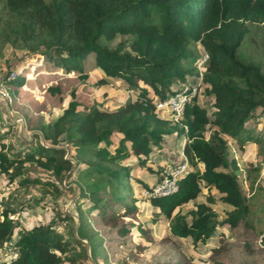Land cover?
<instances>
[{
	"label": "trees",
	"instance_id": "obj_1",
	"mask_svg": "<svg viewBox=\"0 0 264 264\" xmlns=\"http://www.w3.org/2000/svg\"><path fill=\"white\" fill-rule=\"evenodd\" d=\"M4 6L29 16L41 53L56 67L79 71L84 79L98 68L103 76L95 80L97 86L108 87L119 78L130 94L112 107L93 102L79 109L72 91L61 113L40 126V134H32L37 143L20 138L8 144L0 134V174L8 183L22 175L19 184L52 186L56 196L61 189L55 180L34 176L29 165L57 178L76 172L65 187L90 201L87 207L77 205V225L72 213L63 212L19 229L11 217L15 208L6 205L0 213V248L16 228L18 236L12 256L2 264L91 263L101 249L121 262L142 247L154 250L144 257L153 264H195L181 250L182 241L196 249L214 238L219 245L213 254H220L226 246L218 227L225 223L245 227L240 245L249 259L264 254L248 218L247 179L232 148V142L241 149L249 140L260 142L251 135L250 122L264 116V0H4ZM118 35L126 37L112 43ZM197 47L208 55L201 64ZM10 72L1 73L6 85L15 88L25 81L17 69L12 77ZM177 90L191 97L175 121L159 103ZM172 133L185 137L188 170L176 191L143 199L142 189L149 184L134 170L143 166L160 179L163 166L153 167ZM132 180L141 183L140 198ZM141 198L152 209V222L165 220L167 236L155 238L150 226L137 220ZM216 205L225 209L221 218ZM260 239L264 242V235Z\"/></svg>",
	"mask_w": 264,
	"mask_h": 264
},
{
	"label": "rangeland",
	"instance_id": "obj_2",
	"mask_svg": "<svg viewBox=\"0 0 264 264\" xmlns=\"http://www.w3.org/2000/svg\"><path fill=\"white\" fill-rule=\"evenodd\" d=\"M31 27V20L24 11H9L4 6V0H0V74L5 73L7 70L15 71L17 69L20 75L25 76V81L21 85L12 88L5 84L0 91V134L5 136V141L8 144L14 143L20 138L33 139L32 141L37 143V139L35 138V140L32 134H40V126L54 120L61 113L71 98L70 93L72 91H75L78 100L82 104L78 107L79 109H82L83 105L93 102L112 107L117 102L125 100L128 93L130 94L125 83L119 78H115L113 84L108 87L97 86L95 80L103 76L102 71L98 68L90 70V76L84 79L81 78L79 71L65 72L63 68L56 67L52 62L46 60L41 53L43 47L41 46L40 37L31 34ZM124 37L126 36L118 35L112 43ZM197 48L199 53L203 55L205 52L203 48ZM195 80V77L189 78L192 83ZM50 87H56L57 90L52 91ZM257 112H259V109H257ZM250 127L251 135L257 137L260 142L249 140L242 149L232 142V148L242 173L241 177L247 179L244 180L243 184L248 192V199L251 200V214L248 218L255 227L256 241L264 244L260 239L264 235V116L260 113L255 120L250 122ZM39 138L40 142L46 143L41 135ZM179 143L180 141L178 146ZM133 162H135L134 156L129 160L130 164ZM159 164H164V161H160ZM29 168L34 176L55 180L61 189V193L55 196L52 186L46 187L44 184H19L22 175L17 176L12 183H8L7 175L0 174V213L6 205L13 206L16 211L11 214V217L18 220V229L46 223L56 217L58 213L63 212L72 213L77 225V205L80 202L83 207L90 204L89 200L84 199L82 196L78 197V191L68 190L65 187V184L73 180L77 173L73 172L68 178L64 176L57 178L52 175L51 171L38 167L36 164L32 163ZM159 168V165H155L153 170L156 171ZM134 172L138 177L143 178L147 184H152L156 180V174L147 171L143 166L136 167ZM246 173L248 174L246 175ZM139 187H141V183L132 180L133 193L138 198H140ZM45 188L53 193L47 192ZM211 193L215 197L219 195L215 188L211 189ZM140 206L142 209L136 214L137 220L144 226H150L155 238L167 236L165 220L152 222V209L146 200H142ZM215 207L218 210L219 218L223 217L224 207L222 205H216ZM115 208L117 210L121 209L119 205H116ZM186 208L184 206L183 210ZM56 225L64 230L65 224L63 221H58ZM218 228L221 230L226 246L222 253L213 254L212 248L219 245L214 238L209 239L202 244L203 246L200 245L201 247L199 246L196 249L192 248L191 245H187V242L182 241V245L184 247L187 245V249L182 247L181 250L195 258V264H199L197 261L199 258H202L206 264H215V262L220 264H241L243 262L244 264H264V254L249 259L242 251L240 240L245 236V227L242 228L240 225L232 229L229 224L225 223L219 225ZM243 229L244 232H241ZM232 231L236 233L234 236L231 234ZM16 232L11 240L0 248V264L9 260L12 256V243L18 236ZM75 234H77L76 231ZM232 237L234 240H232ZM134 239L137 240L135 237ZM83 241L86 245L87 254L91 256L87 239L83 238ZM153 251L150 247H142V249L135 250V257L130 256L120 262L110 258L106 249H101L98 261L93 260L91 263L84 261V264H153V260L144 258L146 255L150 256Z\"/></svg>",
	"mask_w": 264,
	"mask_h": 264
},
{
	"label": "built area",
	"instance_id": "obj_3",
	"mask_svg": "<svg viewBox=\"0 0 264 264\" xmlns=\"http://www.w3.org/2000/svg\"><path fill=\"white\" fill-rule=\"evenodd\" d=\"M207 53L204 52L199 64H201L206 58ZM15 72H10V76H14ZM2 74H0V91L3 89L6 83L2 81ZM195 91V90H194ZM190 94L186 90H177L170 94L167 99L159 103L161 106H165L174 113V120L178 121L181 114L184 111L186 101L190 100ZM183 158L178 160L168 161L164 164L163 170L161 171L160 179L155 180L148 187L142 189V197L150 198L156 196H164L177 190L179 179L188 170V161L183 151H181Z\"/></svg>",
	"mask_w": 264,
	"mask_h": 264
},
{
	"label": "crops",
	"instance_id": "obj_4",
	"mask_svg": "<svg viewBox=\"0 0 264 264\" xmlns=\"http://www.w3.org/2000/svg\"><path fill=\"white\" fill-rule=\"evenodd\" d=\"M167 142L166 144L160 149L161 152V159L158 161L157 165L163 166L168 161L178 160L183 158L181 155V151H183V139L185 137L183 135H179L175 137V133L166 136ZM180 141V145L178 146V142ZM164 161V164H159L160 161ZM150 184V183H149Z\"/></svg>",
	"mask_w": 264,
	"mask_h": 264
}]
</instances>
